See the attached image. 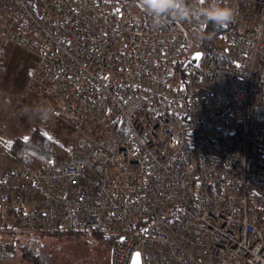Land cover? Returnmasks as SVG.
<instances>
[{
	"label": "built area",
	"instance_id": "built-area-1",
	"mask_svg": "<svg viewBox=\"0 0 264 264\" xmlns=\"http://www.w3.org/2000/svg\"><path fill=\"white\" fill-rule=\"evenodd\" d=\"M230 8L209 51L203 19L155 27L126 0H0V45L36 57L25 89L53 105L42 127L80 145L0 167L17 229L116 233L112 264H264V0Z\"/></svg>",
	"mask_w": 264,
	"mask_h": 264
},
{
	"label": "trees",
	"instance_id": "trees-1",
	"mask_svg": "<svg viewBox=\"0 0 264 264\" xmlns=\"http://www.w3.org/2000/svg\"><path fill=\"white\" fill-rule=\"evenodd\" d=\"M133 8H141L138 0H126ZM207 0L203 7H207ZM225 27H215L211 23H203L199 46L209 51L220 49L217 42V35L225 30ZM78 148L77 142L65 144L54 133H48L41 127H34L28 134H19L10 141L0 137V154L14 163L30 159L32 165L43 166L52 156L66 157L69 154V147ZM19 209L5 212L0 208V218L6 216L8 222L0 227V232H13L12 239L0 237V257H7L14 254L16 247H20L23 258L32 264H66L63 256L69 258L73 264H88V254L83 255L77 246L80 241L101 242L102 244H114L118 235L112 232L100 230H87L79 228H55L46 231L20 230L23 236L18 237L15 227V219ZM19 230V229H17ZM89 236H93L92 239ZM88 248V247H87ZM67 260V263H68Z\"/></svg>",
	"mask_w": 264,
	"mask_h": 264
},
{
	"label": "rangeland",
	"instance_id": "rangeland-1",
	"mask_svg": "<svg viewBox=\"0 0 264 264\" xmlns=\"http://www.w3.org/2000/svg\"><path fill=\"white\" fill-rule=\"evenodd\" d=\"M234 4L235 0H223V6L231 7ZM0 61V137L10 141L15 136L28 134L34 127L39 126L48 133L56 134L65 144L71 141L74 133L69 126L58 122L50 132L42 127L41 119L37 118L44 111L43 107L53 109V105L25 89L29 74L36 64V57L23 48L5 43L0 45ZM17 164L0 154V167H14ZM6 222H8L6 216L0 218V227ZM14 233L18 237L23 236L20 230L16 229ZM12 236L13 232H0L2 239H12ZM89 238L92 239L91 241L94 240L93 236ZM94 243L82 239L77 246L83 255H87L89 249L88 264H112L113 244H102L98 241ZM63 258L66 264H73L66 256ZM0 264H32V262L22 257L18 245L14 254L0 257Z\"/></svg>",
	"mask_w": 264,
	"mask_h": 264
},
{
	"label": "clouds",
	"instance_id": "clouds-1",
	"mask_svg": "<svg viewBox=\"0 0 264 264\" xmlns=\"http://www.w3.org/2000/svg\"><path fill=\"white\" fill-rule=\"evenodd\" d=\"M139 3L152 18L155 27L163 26L169 19L187 20L189 18L203 19L215 27H225L234 21L236 15L232 8L223 6V0H209L207 7L189 6L185 0H139ZM43 109L44 111L37 118H51L53 110L46 106Z\"/></svg>",
	"mask_w": 264,
	"mask_h": 264
},
{
	"label": "water",
	"instance_id": "water-1",
	"mask_svg": "<svg viewBox=\"0 0 264 264\" xmlns=\"http://www.w3.org/2000/svg\"><path fill=\"white\" fill-rule=\"evenodd\" d=\"M200 56H201V51L200 50H196L195 53L192 56V60L194 62H197L198 59L200 58ZM132 264H142V259H141V256H140V253L139 252H136L135 253V255L133 257Z\"/></svg>",
	"mask_w": 264,
	"mask_h": 264
}]
</instances>
